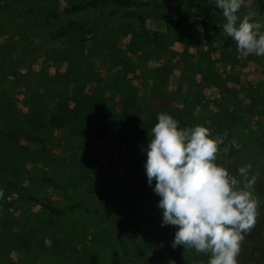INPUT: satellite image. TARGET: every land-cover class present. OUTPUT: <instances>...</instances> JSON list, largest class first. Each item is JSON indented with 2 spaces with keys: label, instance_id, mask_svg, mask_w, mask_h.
I'll return each instance as SVG.
<instances>
[{
  "label": "rangeland",
  "instance_id": "1",
  "mask_svg": "<svg viewBox=\"0 0 264 264\" xmlns=\"http://www.w3.org/2000/svg\"><path fill=\"white\" fill-rule=\"evenodd\" d=\"M75 1L24 3L33 22L47 26ZM161 1L168 7L161 22L100 15L91 29L50 41L0 0V42L15 34L0 53V264H208L209 255L171 246L177 229L161 226L155 180L147 183L151 129L158 114L174 111L179 128L210 130L218 165L238 179V168L251 165L258 216L238 264L251 243H261L264 148L251 142L264 134V56L238 51L224 17L205 21L177 13L175 0ZM127 112L137 121L120 129ZM44 174L99 206L105 219L82 211L55 217L29 201L33 194L63 204ZM110 221L135 236L145 258L120 253ZM244 264H264V255Z\"/></svg>",
  "mask_w": 264,
  "mask_h": 264
},
{
  "label": "clouds",
  "instance_id": "2",
  "mask_svg": "<svg viewBox=\"0 0 264 264\" xmlns=\"http://www.w3.org/2000/svg\"><path fill=\"white\" fill-rule=\"evenodd\" d=\"M244 2L215 0L226 20L223 30L242 54L264 56V22L255 21L254 14L241 18ZM178 124L171 115L158 114L144 149L147 183L152 186L155 180L153 191L163 210L161 226L176 227L174 249L194 248L209 255L208 264H238L241 242L257 221L259 203L253 196L257 176L251 174V165L238 168L239 179L218 165L217 142L208 128L185 130Z\"/></svg>",
  "mask_w": 264,
  "mask_h": 264
},
{
  "label": "trees",
  "instance_id": "3",
  "mask_svg": "<svg viewBox=\"0 0 264 264\" xmlns=\"http://www.w3.org/2000/svg\"><path fill=\"white\" fill-rule=\"evenodd\" d=\"M3 2L13 6L15 15L25 22V27L30 28L36 38L44 37L50 41H58L91 29L94 21L100 15L125 19L142 16L150 18L154 22H161L168 13L167 5L161 0H78L65 5L54 24L44 26L33 22L30 14L25 9L24 0H3ZM174 4L177 13L180 14L189 11L205 21L217 20L219 17H223L222 10L218 9L215 4L209 2L200 0H175ZM238 14L241 18L245 15L254 14L253 19H256V15H264V0H255L249 2L247 5H243ZM14 38L15 34H11L3 42H0V53L9 50L13 46ZM135 116L134 113H123L118 122L119 128L121 129L128 119L137 121ZM171 116L177 119L179 114L174 111ZM120 134H122L121 131ZM263 137L264 134L251 143H255L258 148L262 149L264 148ZM246 145H243V148L239 150L240 153H245ZM239 155L236 159L242 158ZM41 181L59 190L64 201L63 204L57 205L47 197H40L33 194H27L26 197L29 201L44 208L51 216L62 217L75 211H82L105 219V215L99 206L74 196L68 191L67 185L57 180L54 176L44 174L41 176ZM109 225L116 233L117 246L123 256L127 257L132 252H136L139 256L145 258L146 255L142 245L134 235L116 223L110 221ZM255 255L259 257L264 255V236H262L261 243H251L249 245V251L246 257L239 264H244L246 261L252 260Z\"/></svg>",
  "mask_w": 264,
  "mask_h": 264
},
{
  "label": "flooded vegetation",
  "instance_id": "4",
  "mask_svg": "<svg viewBox=\"0 0 264 264\" xmlns=\"http://www.w3.org/2000/svg\"><path fill=\"white\" fill-rule=\"evenodd\" d=\"M261 241H262V238H261Z\"/></svg>",
  "mask_w": 264,
  "mask_h": 264
}]
</instances>
